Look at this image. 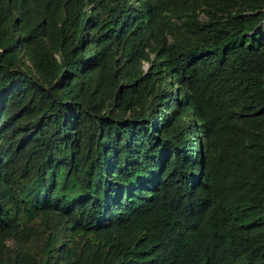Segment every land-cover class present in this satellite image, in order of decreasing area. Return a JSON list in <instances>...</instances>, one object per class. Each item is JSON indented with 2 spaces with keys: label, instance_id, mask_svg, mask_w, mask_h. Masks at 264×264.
Segmentation results:
<instances>
[{
  "label": "trees",
  "instance_id": "16d2710c",
  "mask_svg": "<svg viewBox=\"0 0 264 264\" xmlns=\"http://www.w3.org/2000/svg\"><path fill=\"white\" fill-rule=\"evenodd\" d=\"M0 264H264V0H0Z\"/></svg>",
  "mask_w": 264,
  "mask_h": 264
},
{
  "label": "rangeland",
  "instance_id": "374dc122",
  "mask_svg": "<svg viewBox=\"0 0 264 264\" xmlns=\"http://www.w3.org/2000/svg\"><path fill=\"white\" fill-rule=\"evenodd\" d=\"M143 67H146V64L145 63H143ZM8 243H10V240L8 241Z\"/></svg>",
  "mask_w": 264,
  "mask_h": 264
}]
</instances>
